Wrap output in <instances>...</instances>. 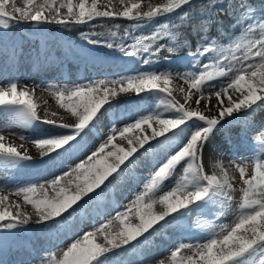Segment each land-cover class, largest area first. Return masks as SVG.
<instances>
[{
  "label": "snow or ice",
  "instance_id": "1",
  "mask_svg": "<svg viewBox=\"0 0 264 264\" xmlns=\"http://www.w3.org/2000/svg\"><path fill=\"white\" fill-rule=\"evenodd\" d=\"M22 3L23 7L17 5V0H0V29L7 30L12 22L69 26L90 23L98 18H125L143 25L192 4V0H156L155 3L151 0H118L119 7L113 0H105L103 4L101 0H22ZM224 17L233 21V28L241 26L243 21V42L228 35ZM212 28L220 37H227L228 43L222 44L216 36L210 35ZM257 30L259 38H250ZM82 36L94 47L117 50L143 66L157 65L159 60L155 58L162 51L174 54L186 48L190 67L185 73L174 74L149 67L147 71L131 75L71 85H46L59 108L74 118L72 124L48 109L42 117L35 87H18L16 81L0 86V109L9 114L8 119L0 123V163L5 165L33 159L23 144L8 140L5 130L9 136L31 140L41 158L52 159L81 150L80 140L85 131L102 112L119 104L122 98L131 100L153 93L165 97L160 101L162 112L149 111L121 128L115 126L119 117L114 113L116 118L106 139L62 175L44 183L17 186L15 194L23 196V203L30 205L34 213L22 211L19 202L10 201L8 195H0V230H16L30 223L60 227L65 214L74 205L94 193L114 174H119L121 166L131 162L130 158H134L140 149L151 148L153 143L157 147H166V159L144 185V191L128 206L129 210H134V219L129 218L128 210L117 213L113 221L72 242L57 264H106L108 255L132 246L133 242L168 224L171 219L217 206L223 215L233 200L235 177L229 174L215 153L210 154V162L219 172L207 173L204 149L225 119L241 113L251 114L264 106V5L256 9L249 0H204L199 9L183 12L178 24L170 27L165 23L147 35L137 36L124 29L122 36L115 31L107 37ZM235 49L246 50L242 58L228 55ZM163 59L167 61L169 57ZM174 75L189 85L187 92L179 89L183 103L169 87ZM213 81H220L219 90ZM206 84L210 86L208 102L205 110H201L199 105L205 99ZM193 90L200 95L196 96ZM212 96L216 98L215 105L211 103ZM190 101H194L196 107H192ZM214 107L216 114H206ZM37 123L47 125L49 129L35 138L16 131L32 128ZM259 135L264 136V128L260 129ZM117 137L126 141L127 146L116 143ZM230 164L238 169L243 184L240 214L231 225L212 226L209 238L203 243L177 245L170 252L172 264H264V158L255 159L251 175L245 165L234 161ZM178 167L182 168V175L170 190L156 196ZM98 233L103 236V242L95 239ZM185 249L192 254L178 255Z\"/></svg>",
  "mask_w": 264,
  "mask_h": 264
},
{
  "label": "bare ground",
  "instance_id": "2",
  "mask_svg": "<svg viewBox=\"0 0 264 264\" xmlns=\"http://www.w3.org/2000/svg\"><path fill=\"white\" fill-rule=\"evenodd\" d=\"M101 3H105V0ZM114 3L119 7L118 2ZM59 51V53L54 54L51 52L50 47L48 48L44 43L35 40L8 49L0 48V86L6 85L9 81H16L18 87L28 86L29 89L35 87V98L40 105L41 116L43 117L45 109H48L49 112L55 111L58 116L64 117V122L72 124L75 122L74 118L59 110L58 105L56 107V105L53 106L47 103L51 98H54V95L46 90L45 86L49 84L71 85L83 83L99 71L103 76L97 79H102L105 75L119 73L122 64L113 60L99 59L80 46L72 45L68 49H60ZM178 63H172V67L176 69ZM169 87L173 89V95L176 99L183 103V95L179 89L183 88L187 92V87L177 81ZM154 95L155 97L163 96L161 94ZM195 95L199 96L200 94ZM233 95L236 94L233 93ZM204 96L205 99L199 105L201 110H205V104L208 102V89L204 91ZM211 103L213 105L217 103L214 96L211 97ZM190 104L192 107H196L194 101H190ZM157 106H160V104H156L147 97H133L131 100L122 98L119 104H114L111 109L102 112L94 124L85 131L80 140L81 150L71 155H62L52 159L41 158L31 140H21L18 136H9L8 130H5L4 134L8 137V140L15 144H23L33 159L20 161L19 164H15L16 167L0 163V195H8L10 201L19 202L22 211H27L30 214L34 213L30 205L23 203V196L15 194L14 189L17 186L44 183L75 167L80 160L85 159L91 151H94L106 139L109 129L113 125V120L116 118L113 115L114 113L119 117L115 126L121 128L139 115H146ZM258 110L257 108L254 113H241L235 116L242 115V124L250 126L259 121L256 114ZM216 113L217 109L215 107L211 109L210 113L206 112V114ZM8 117L9 114L0 109V123ZM232 121V118L225 119L222 125L212 134L208 145L204 149V169L209 174L219 172V169L215 168L210 162V154L213 153L211 148L217 151L216 157L223 162L230 175H232L230 161H234L237 155L248 152L247 145L249 142L239 132H235L236 126L231 127L232 124H228ZM48 129L49 126L37 123L32 128L16 129V131L24 136L35 138ZM115 142L127 146V142L121 141L119 137ZM145 149H140L134 158H130L131 162H126V166L122 165L119 174H114L94 193H90L81 202L74 205L73 209L65 214L64 220L61 222L62 226L54 227L52 225L30 223L21 226L22 232H14L12 238L0 239V264H57L59 260L57 249L62 247L63 242H74L76 239L82 238L84 233L94 231L106 222L113 221L114 214L125 211L121 208V202L137 195V189L148 182L144 174L134 168L137 166L150 167L162 155L167 153L165 146L157 147L155 143L152 144L151 148L145 146ZM20 166L21 169L19 170L18 167ZM175 181L174 178L166 180L165 189L171 188ZM209 208H203L192 213L191 217L183 224L171 223L170 221L173 220L171 219L168 224L145 235L138 242L133 243L132 246L123 249L119 253L111 254L106 264H160L161 261H163V264H172L169 262L167 255H169L177 240L182 237L190 240L201 238L207 231H210L212 226L230 225L234 212L232 205L225 210L226 214L219 224L208 222L207 215L211 212ZM33 219H35L34 215ZM215 230L219 231V228L216 227ZM21 237L27 239L20 241ZM95 239L97 242H103V236L99 233Z\"/></svg>",
  "mask_w": 264,
  "mask_h": 264
},
{
  "label": "rangeland",
  "instance_id": "3",
  "mask_svg": "<svg viewBox=\"0 0 264 264\" xmlns=\"http://www.w3.org/2000/svg\"><path fill=\"white\" fill-rule=\"evenodd\" d=\"M101 1H103V0H101ZM113 2H118V0H113ZM17 5L21 6V7L24 6L22 3V0H18ZM262 5H264V0H262ZM183 8H181L180 10H177L174 13L170 14V17L168 15H162L160 17L155 18L152 21H147V22L143 23V25L137 24L135 21L128 20L125 18H121V19H123V21L125 20L124 29H128L130 32L134 33L137 36L142 35V34L147 35L149 33L156 31L158 28H162L163 25L165 23H167L168 19H172V20L177 19V21H179V17L182 14L181 10ZM98 19H109V18H98ZM98 19H96V20H98ZM96 20H94V21H96ZM94 21L87 24L88 30L77 32L74 34H69V35H67V34L63 35L61 32H59L56 24H51V23H46V24L19 23V24H17L15 22H12V26L10 28H8L7 30L0 29V48L8 49L10 47H15L21 43H25V42L30 41V40H35V41L44 43L46 46H48V48L50 47L51 52L55 54L56 52L59 53L60 49H68L72 45L73 46H80L81 48H84L87 51L91 52L93 55L97 56L99 59H105V60H109V61L113 60L114 62L122 64L121 69H120L121 71L119 73H116L114 75H105L104 78H113V77H117V76L131 75V74H135L137 71H147V70H149V67H152L154 70H158V71H171L174 74L175 73H185L190 67V61L187 57V51L188 50H186V52H184L183 54H177V53L176 54L175 53L169 54L166 50L162 51L160 53L159 57L155 58V59L159 60V63L157 65L143 66L136 59L125 58L117 50L94 47V46L88 44L83 39V36H82V34H87L90 37L97 36L96 34H92L90 31L91 29H90L89 25L94 23ZM49 29L51 30V32H48ZM113 31H116V28L114 30L112 28L106 29L105 31H103V34H106V35H103V36L107 37V36H109L110 32H113ZM244 31H245V29L243 27V21H242L241 26L233 28L231 25L230 29L228 31V35L235 36L237 41L243 42ZM58 32H59V34H58ZM121 33H122V31H121ZM100 35H102V34H100ZM250 38H259L258 30H257V33H254L252 35V37H250ZM219 42L222 44H227L228 38L226 37L224 42H221V41H219ZM245 51H246L245 49H235L232 52H229L228 55L231 56L234 54L237 57L242 58ZM166 56L169 57V60H167V61L163 59ZM174 62H179L178 65L176 66V69H174V67H172V63H174ZM209 70H211V69H209ZM100 72L101 71L94 73L89 79H87V81L97 80L98 77H102L103 74ZM104 78H102V79H104ZM176 81L180 82V84H182L183 86H186L188 89V87H189L188 83L185 82L179 76L174 75L173 82H176ZM212 83L216 84L217 85L216 90H219L218 86H219L220 81H213ZM209 87L210 86L206 84L204 86V91L206 89H209ZM193 92L195 93V90H193ZM154 94L155 93H153V94H142L141 97H147L149 99H152L156 104H160V101L162 99H165L164 96H160V97L156 96L155 97ZM195 94H200V93H195ZM47 103L51 104L53 106L56 105V107H57L55 98H51V100L47 101ZM156 109L158 111H161V112L163 111V108L160 106H157L153 110H156ZM258 109L259 110L256 114L258 116L257 119L259 121L256 122L255 124H252L250 126L244 125V123L242 124V122H241L242 121V119H241L242 115L234 116L232 118L233 121L228 122L229 125L232 124L231 127L236 126L234 129L235 132H239L241 134V136L249 142V144L247 145L248 152L246 154L237 155V157L234 160L235 164H243L246 166L248 175H251V173H252L255 159L264 158V136L259 135L260 129L264 128V106H260ZM59 110L64 111L63 109H60V108H59ZM153 110H151V111H153ZM237 123H239V124L236 125ZM211 151L213 153H215V156L217 155V151L214 148H211ZM167 154H168V152L165 153L164 155H162V157L157 162L153 163L150 167H144V166L138 167L137 166L134 169L136 171H141L142 174H144V176L146 177V179L149 180L151 175L154 174V172L158 169V167L161 165V163L164 162ZM241 157H243V159H240ZM16 164H19V163H16ZM8 166L16 167L15 165H8ZM18 168L20 170L21 166ZM230 170H231L232 176L235 177V180L233 181L235 190L231 193V195L233 197L231 205L233 206V209H234L232 219L230 220V225H231L232 223H234L236 217L240 214L239 213V203L241 200L240 189L243 186V184L239 178L238 169L233 164H230ZM181 175H182V168L178 167L176 172L174 173V175L171 178L177 179ZM164 184H165V182L163 183L161 189L156 192V194H155L156 196L162 194L164 191L170 190V188L165 189ZM142 191H144V185L143 184L137 189V195L140 194ZM135 196H132L130 199H127V200L121 202V208L125 209V211L126 210L129 211V218L134 217L133 216L134 210H129L128 206L134 200L132 198H135ZM22 201H23V199H22ZM156 207H157V209H159V205H156ZM217 209H218V206H217V208H212V207L209 208V210L211 212L209 213V215H207V220L211 224L221 223V219L226 214V212L224 211L223 215H220V213ZM200 210H194L185 216L176 217L170 222L177 224V225L183 224L184 222H186L191 217L192 213L200 211ZM116 215L117 214H114L113 219L115 218ZM14 232H22V230L20 229V227L17 228L16 230H0V239L4 240V239L12 238V235L14 234ZM150 232H152V231H150ZM145 235H147V234H145ZM209 236H210V231H207L201 238H194L192 240L185 238V237H182L180 240H177V242H175L172 250H174L176 248V246L181 244V243H183V244H192V243H197V242L203 243L207 238H209ZM26 239H27L26 237H23V238L21 237L20 241H25ZM71 243H72L71 241H65L62 243L63 248L61 247V248L57 249L58 250L57 251V257L59 256V259L62 258L63 251L66 250L70 246ZM133 243H135V242H133ZM192 245H194V244H192ZM126 248H128V247H126ZM119 252H121V251L118 250L116 253H119ZM170 252H169V255H167L169 262H171ZM112 254H115V252ZM191 254H192L191 251L185 249V250H182V252L178 255H191ZM110 255H108L107 260L109 259ZM156 261H157V259H156ZM128 264H144V263H128Z\"/></svg>",
  "mask_w": 264,
  "mask_h": 264
},
{
  "label": "trees",
  "instance_id": "4",
  "mask_svg": "<svg viewBox=\"0 0 264 264\" xmlns=\"http://www.w3.org/2000/svg\"><path fill=\"white\" fill-rule=\"evenodd\" d=\"M151 2L155 3L156 0H151ZM204 3V0H192V4L185 6L181 12H186L189 11L190 9L192 10H197L199 9L200 6H202V4ZM249 3L256 9H259L262 6V0H249ZM170 17V15H168ZM224 27L227 30V32L230 29V26L232 25L233 21H231L228 17H224ZM124 22L123 19L121 18H115V19H98L96 21H94V23L90 24V31L92 34H96V35H106L103 34V31H105L106 29H115V32H118V35H123V31H124ZM167 23L169 24V26L171 27L172 24H178L179 21H177V19H168ZM87 24H72L69 26H64V25H57L58 27V31L61 32L63 35H69V34H74L77 32H81V31H85L88 30L87 28ZM122 31V33H121ZM48 32H51V30L49 29ZM58 32V34H59ZM183 32V30H182ZM210 35L212 36H216L218 41L224 42L226 37H220L216 31L215 28H212L210 30ZM194 43V41H193ZM186 48H181L180 50H178L176 53L177 54H183L184 52H186ZM175 53V54H176Z\"/></svg>",
  "mask_w": 264,
  "mask_h": 264
}]
</instances>
